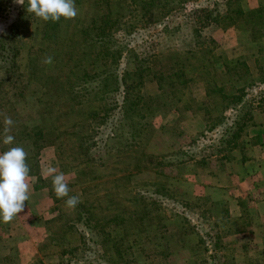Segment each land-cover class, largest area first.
<instances>
[{
  "label": "rangeland",
  "instance_id": "rangeland-1",
  "mask_svg": "<svg viewBox=\"0 0 264 264\" xmlns=\"http://www.w3.org/2000/svg\"><path fill=\"white\" fill-rule=\"evenodd\" d=\"M75 4L29 13L0 68V152L22 146L30 167L0 264H264V0Z\"/></svg>",
  "mask_w": 264,
  "mask_h": 264
},
{
  "label": "clouds",
  "instance_id": "clouds-1",
  "mask_svg": "<svg viewBox=\"0 0 264 264\" xmlns=\"http://www.w3.org/2000/svg\"><path fill=\"white\" fill-rule=\"evenodd\" d=\"M22 4L24 0H16ZM27 13L34 14L43 21L58 22L74 19L78 15L75 0H27ZM52 57L48 56L43 63L51 64ZM3 144L11 145L14 136L9 134L14 121L9 116L4 117ZM27 151L22 146H14L0 152V222L5 224L13 221L19 213L24 212L25 202L29 200V174ZM52 176L53 191L58 199L67 197L66 206L74 209L80 202V197L70 196L66 175L49 169Z\"/></svg>",
  "mask_w": 264,
  "mask_h": 264
},
{
  "label": "trees",
  "instance_id": "trees-1",
  "mask_svg": "<svg viewBox=\"0 0 264 264\" xmlns=\"http://www.w3.org/2000/svg\"><path fill=\"white\" fill-rule=\"evenodd\" d=\"M26 8L27 0H24L23 5L17 3L15 0L14 7L9 8V11L7 12L9 19H11L12 22L8 26L7 34L0 36V61L2 62L0 68L5 72L14 70L16 66V59L19 53L20 36L29 24V21H27L29 13L25 14ZM5 61L7 63H5ZM125 98L122 100L123 105L125 103ZM116 102L120 103V101ZM236 136L237 133H233L232 138L234 139Z\"/></svg>",
  "mask_w": 264,
  "mask_h": 264
}]
</instances>
